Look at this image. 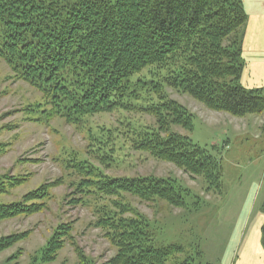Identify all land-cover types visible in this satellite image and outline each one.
I'll return each instance as SVG.
<instances>
[{
	"label": "trees",
	"instance_id": "trees-1",
	"mask_svg": "<svg viewBox=\"0 0 264 264\" xmlns=\"http://www.w3.org/2000/svg\"><path fill=\"white\" fill-rule=\"evenodd\" d=\"M247 23L241 0H0V61L11 69L13 79L42 95L41 102L29 107V121L48 124L59 118L85 130L86 120L97 115L145 113L156 120V127L128 125L133 149L202 178L217 192L221 159L215 148L200 147L172 131L176 126L192 132L195 116L169 98L165 87L233 117L264 115V88L242 83ZM145 72L154 80L141 77ZM144 93L149 98H142ZM100 131L88 129L89 149L108 155L111 141ZM78 157L67 162L81 177L74 182L81 193H124L177 208H184L191 196L177 179L111 178L89 165L84 155ZM9 181V189L26 184L15 177ZM5 187L0 184V192ZM47 192L43 187L28 193L25 206L1 205L0 222L37 214L41 206L35 204L46 199ZM122 210L131 217L107 208L97 223L118 250L114 264H167L180 252L177 246L156 247L150 222L133 208L122 205ZM69 231L57 229L41 250L43 263L56 260ZM261 232L264 249V225ZM24 237L0 239V252Z\"/></svg>",
	"mask_w": 264,
	"mask_h": 264
},
{
	"label": "rangeland",
	"instance_id": "rangeland-1",
	"mask_svg": "<svg viewBox=\"0 0 264 264\" xmlns=\"http://www.w3.org/2000/svg\"><path fill=\"white\" fill-rule=\"evenodd\" d=\"M141 77L154 80L148 72ZM165 90L195 116L192 132L176 126L172 131L200 147L215 148L221 159L220 191L209 190L202 178H192L171 163L133 149L126 134L128 125L156 127V120L145 113L97 115L86 120L85 130L59 118L48 124L29 121L33 116L29 107L41 102L42 95L13 79L11 69L0 61V184L6 186L0 192V206L24 205L28 193L48 188L46 199L35 204L41 206L40 212L0 222V239L25 236L0 252V264H114L118 250L97 223L100 211L111 208L122 214V205L150 222L156 247L180 248L167 264H264V115L233 117L207 109L188 94L170 87ZM146 97L144 93L142 98ZM89 128L102 130L103 138L110 139L108 155L89 149ZM74 155H84L89 165L111 178L177 179L191 196L184 208H177L166 201H143L124 193L110 197L81 193L74 186L81 177L67 162ZM14 177L25 179L26 184L9 189V179ZM123 214L131 217V213ZM61 226L70 228L64 247L55 261L43 263L41 250Z\"/></svg>",
	"mask_w": 264,
	"mask_h": 264
},
{
	"label": "crops",
	"instance_id": "crops-1",
	"mask_svg": "<svg viewBox=\"0 0 264 264\" xmlns=\"http://www.w3.org/2000/svg\"><path fill=\"white\" fill-rule=\"evenodd\" d=\"M241 1L248 16L243 44L246 69L242 83L247 88H264V0ZM261 257L264 260L262 252Z\"/></svg>",
	"mask_w": 264,
	"mask_h": 264
}]
</instances>
